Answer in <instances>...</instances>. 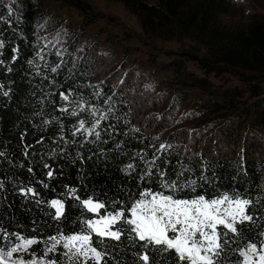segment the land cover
<instances>
[{
	"label": "trees",
	"instance_id": "trees-1",
	"mask_svg": "<svg viewBox=\"0 0 264 264\" xmlns=\"http://www.w3.org/2000/svg\"><path fill=\"white\" fill-rule=\"evenodd\" d=\"M120 1L151 37L169 33L167 27L175 24L187 33L196 28L213 37L216 27L210 24L215 16L230 13L235 0ZM193 1L196 6L189 9ZM58 2L81 13L82 28L96 22L82 0ZM41 7L38 0L0 3V249L15 247L24 237L37 240L31 249L41 253L53 237L84 234L106 253L102 264H145L140 258L144 254L149 264H181L171 252L145 247L127 224L115 225L113 230L123 234L114 240L97 237L86 221L118 211L131 219V207L146 191L186 199L228 195L250 201L246 214L252 220L237 221L234 233L220 226L218 231L227 236L222 238L223 251L213 259L216 264H243L242 253L252 244L260 248L264 240V163L249 152L229 159L155 146L150 135L132 123L125 89L108 79L96 80L92 47L85 51L79 38L51 36L41 25ZM255 35L222 49L228 72L256 73L264 67ZM193 61L209 72L217 69L211 59L193 56ZM168 70L178 84L209 87L178 62ZM85 199L107 208L100 215L91 213L83 207ZM53 200L64 204L59 219ZM50 258L58 260L59 255Z\"/></svg>",
	"mask_w": 264,
	"mask_h": 264
},
{
	"label": "rangeland",
	"instance_id": "rangeland-1",
	"mask_svg": "<svg viewBox=\"0 0 264 264\" xmlns=\"http://www.w3.org/2000/svg\"><path fill=\"white\" fill-rule=\"evenodd\" d=\"M38 1L42 27L61 39L79 38L82 50L92 47L89 52L94 55L96 80L108 79L125 89L132 103V123L150 135L155 146L229 159L249 152L264 163V118H259L263 112L264 67L256 73L239 69L228 72L220 54L241 37L253 38L255 32L254 45L264 57V38L256 37L264 36V0H235L230 13L215 16L210 24L211 29L216 27L213 37L202 35L196 28L197 32L187 33L175 23L167 27L169 33L151 37L120 0H82L96 17V22L84 29L75 7L61 6L58 0ZM195 6L193 1L188 8ZM193 56L211 59L217 69H202ZM173 62L205 80L208 89L175 82L168 70ZM240 220L237 217L236 222ZM60 241L51 252L48 249L54 240L45 244L41 253L31 249L34 244L27 251L14 253L8 264L20 259L27 264H50V257L56 255V264L85 262L84 258L70 260L64 255L66 249Z\"/></svg>",
	"mask_w": 264,
	"mask_h": 264
},
{
	"label": "snow or ice",
	"instance_id": "snow-or-ice-1",
	"mask_svg": "<svg viewBox=\"0 0 264 264\" xmlns=\"http://www.w3.org/2000/svg\"><path fill=\"white\" fill-rule=\"evenodd\" d=\"M63 99L68 100V96L64 95ZM80 126L83 128V122ZM163 147L162 145L161 148ZM48 176L51 177L52 173L49 172ZM171 187L175 190V185ZM28 192L35 195L31 188ZM143 195L145 199L138 200L131 207V219L126 218L124 211L100 215V210L106 209L107 205L94 202L92 199L83 200L85 209L100 215L97 220L86 221L87 227L101 239L119 240L123 233L113 228L122 222L136 233L145 247L155 245L161 252H171L181 264H216L213 258L223 251L222 238L227 236V233L218 231V228L222 226L234 233L237 231L234 226L237 217L242 221L252 220V217L246 214V206L250 203L246 199H233L228 195L215 199H207L203 195L186 199L152 191H146ZM51 207L55 209V216L59 219L64 213V204L59 200H53ZM20 239L22 243L12 247L11 250L7 252L0 250V264H8L14 253L27 251L30 246L38 243L35 239L24 237ZM52 239L55 243L48 249L50 252L61 243L55 237ZM62 240L63 248L66 249L64 255L70 260L84 258L85 264L88 259L94 261V264H102L106 253L92 246L91 235H71L62 237ZM242 255L245 257V264H264V247L258 248L257 245L252 244ZM140 258L145 264H149V255L144 254ZM15 264H27V262L20 259ZM31 264L37 262L32 261ZM50 264H56V261H50Z\"/></svg>",
	"mask_w": 264,
	"mask_h": 264
}]
</instances>
